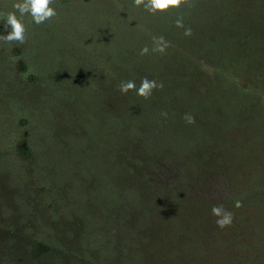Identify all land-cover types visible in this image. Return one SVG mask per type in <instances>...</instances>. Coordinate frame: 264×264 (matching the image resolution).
<instances>
[{"label":"trees","instance_id":"16d2710c","mask_svg":"<svg viewBox=\"0 0 264 264\" xmlns=\"http://www.w3.org/2000/svg\"><path fill=\"white\" fill-rule=\"evenodd\" d=\"M194 4L54 0L0 41V264H264V0Z\"/></svg>","mask_w":264,"mask_h":264},{"label":"clouds","instance_id":"9594fccd","mask_svg":"<svg viewBox=\"0 0 264 264\" xmlns=\"http://www.w3.org/2000/svg\"><path fill=\"white\" fill-rule=\"evenodd\" d=\"M134 3L137 7L143 5V7L152 14H155L157 11L166 12L173 8L181 7H195L194 0H134ZM54 4V0H16L12 5L14 11L3 13L0 12V16L6 18L4 23L5 30L7 31L6 35L0 36V41H3L6 44H11L12 42H17L18 44H25L27 42L26 37V23L25 17L31 16V21H34L35 24H43L47 20H52L53 18L58 17V13L55 8L51 5ZM18 13V14H17ZM178 27L184 28L183 19H178L176 21ZM184 35L190 37L193 35V30L191 27H187L184 30ZM154 47L151 49L152 52H159L164 54L168 47H170V42L166 41L163 36H153ZM149 53V48L147 46L143 47L140 50V55L144 56ZM164 84L162 81L157 82L155 79L149 80L147 77H144L141 80L139 88H137L135 81H122L119 86V90L123 94H127L129 90H134L137 95L148 99L151 97L153 90L163 89ZM162 115H167V113H162ZM183 119L189 123H195V117L191 114H185ZM236 207H241L242 202L236 201ZM212 215L217 217L216 224L221 229L230 226L233 223L234 215L231 211L221 207L214 206L212 208Z\"/></svg>","mask_w":264,"mask_h":264},{"label":"rangeland","instance_id":"374dc122","mask_svg":"<svg viewBox=\"0 0 264 264\" xmlns=\"http://www.w3.org/2000/svg\"><path fill=\"white\" fill-rule=\"evenodd\" d=\"M4 2L5 1L0 0V9L3 8L2 5L4 6ZM11 11H13V8L6 6H4V11L0 10V12L3 13H7ZM0 22L2 23L0 25L1 28H3L4 32L7 34V31H10V29H8L7 31L5 30L4 23L6 22V18L4 16H0ZM161 176L163 178H170V171L163 170ZM227 192H228V187L226 185L225 180L221 176H214L212 178L210 186L207 189L200 191L199 194L208 199H219L220 197L226 195Z\"/></svg>","mask_w":264,"mask_h":264}]
</instances>
